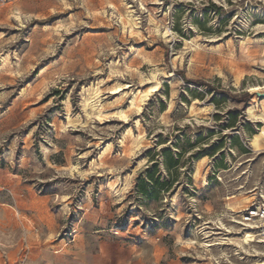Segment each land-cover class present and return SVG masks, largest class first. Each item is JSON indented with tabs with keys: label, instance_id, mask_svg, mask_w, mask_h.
<instances>
[{
	"label": "rangeland",
	"instance_id": "obj_1",
	"mask_svg": "<svg viewBox=\"0 0 264 264\" xmlns=\"http://www.w3.org/2000/svg\"><path fill=\"white\" fill-rule=\"evenodd\" d=\"M0 37V264L264 261V0H0Z\"/></svg>",
	"mask_w": 264,
	"mask_h": 264
},
{
	"label": "bare ground",
	"instance_id": "obj_2",
	"mask_svg": "<svg viewBox=\"0 0 264 264\" xmlns=\"http://www.w3.org/2000/svg\"><path fill=\"white\" fill-rule=\"evenodd\" d=\"M24 4V3H23ZM24 6V5H23ZM27 6V5H26ZM130 6H128L127 7V9L129 8ZM26 8V7H25ZM28 10V9H27ZM131 12H134L133 10L132 11H127L126 13H127V16L126 17H121L120 19H121V21H122V23H123V25H127V26H129V29H131V32H136V33H139V31L137 30L138 29V27H137V23L135 22V19H133L132 18V15H129V14H131ZM13 13H14V11H13ZM17 13H19V12H17ZM125 16V15H124ZM138 17V16H137ZM35 19V18H34ZM138 19V18H137ZM136 19V20H137ZM70 21V20H69ZM152 21H153V19H152ZM20 22V21H19ZM37 23V22H36ZM39 23V22H38ZM61 25V24H60ZM140 25V24H139ZM151 25V24H150ZM57 26V25H56ZM153 26V25H152ZM140 27V26H139ZM157 27V26H156ZM124 30H126V29H124ZM156 31V30H155ZM41 32H42V30H41ZM168 32V31H167ZM56 33V32H55ZM151 33V32H150ZM157 33V32H156ZM161 33H163V32H161ZM158 34V33H157ZM165 36V35H164ZM1 38V37H0ZM44 38V37H43ZM243 43H245V42H243ZM255 43V42H254ZM253 42H251V44L253 45L254 44ZM258 43V42H257ZM189 44V43H188ZM244 45V44H243ZM250 47V46H249ZM248 47V48H249ZM258 47V46H257ZM256 47V48H257ZM244 49V48H243ZM135 50V49H134ZM247 50V49H246ZM250 50V49H249ZM194 51V50H193ZM252 51V50H251ZM263 51H264V49H263ZM248 53V50L247 51H245V53ZM253 52V51H252ZM135 53V52H134ZM194 53V52H193ZM262 53V52H261ZM193 55V54H192ZM197 55V54H196ZM245 55V54H244ZM262 55V54H261ZM195 58H196V56H194ZM247 60H251L252 59V57H253V54H251L250 52L247 54ZM261 57V56H260ZM259 57V58H260ZM143 60V59H142ZM152 60V59H151ZM150 60V61H151ZM190 60V59H189ZM147 61H149V60H147ZM149 61V62H150ZM153 61V60H152ZM260 61H261V63L262 64H264V58H260ZM143 62V61H142ZM131 63V62H130ZM148 63V62H147ZM113 64V63H112ZM135 64V63H134ZM149 64V63H148ZM128 65V64H127ZM129 65H133V64H129ZM10 66V65H9ZM14 66V65H13ZM16 68V67H15ZM127 68V67H126ZM129 69V68H128ZM155 70V69H154ZM157 70H159V69H157ZM137 71V70H136ZM160 71V70H159ZM138 72V71H137ZM113 73V72H112ZM158 73V72H157ZM164 73V72H163ZM12 74H13V72H12ZM138 75H139V73H138ZM175 77V76H174ZM152 78L154 79V80H156V73H154L153 72V74H152ZM240 79V78H239ZM238 79V80H239ZM45 83H46V81H45ZM117 85H119L118 83H117ZM33 88L34 87H32V89H31V91L33 90ZM85 88V87H84ZM29 90V89H28ZM85 90H86V88H85ZM27 91V90H26ZM30 91V90H29ZM34 91V90H33ZM28 93V92H27ZM36 93V92H35ZM34 93V94H35ZM83 93V92H82ZM87 93V92H86ZM91 92H89L88 91V96H84V106L86 107V108H89L90 110H91V112H93V113H95V114H100V113H102L101 112V110H102V105H100L99 104V96H98V92H96L95 94H94V96L93 97H91V94H90ZM145 94H146V90H144L143 92H140L134 99H132V100H130L131 102H130V104H129V106H130V109H132L133 107L134 108H136V109H139L140 108V103H141V101H142V98L145 96ZM30 98V97H29ZM31 99V98H30ZM263 99V98H262ZM29 100V99H28ZM21 102V101H20ZM23 102H25V101H23ZM29 102V101H28ZM31 102V101H30ZM262 102V110L260 111V113L259 114H257L256 112H255V110H254V106L253 107H251V108H249L248 110H247V115L249 116V117H251V118H255L256 120L257 119H259V120H261L262 121V123H263V125H264V100H262L261 101ZM22 103V102H21ZM255 103V102H254ZM19 104V103H18ZM105 104H107V103H105ZM171 104V103H170ZM261 104V103H260ZM22 106H24V105H22ZM260 106V105H259ZM83 109H84V107H82ZM198 108V107H197ZM257 108V107H256ZM85 110V109H84ZM258 110V109H257ZM259 111V110H258ZM196 112V111H195ZM86 113V112H85ZM105 114H110V113H105ZM114 114H116V115H118V116H120V117H126V113H125V111H120V112H115ZM87 116V115H86ZM202 116V115H201ZM193 117V116H192ZM250 118V119H251ZM198 119V118H197ZM80 120V119H79ZM162 120V119H161ZM258 120V121H259ZM262 129H261V131H260V133L259 134H257V135H255L252 139H251V141H250V145L249 146H251L252 148H253V150L256 152V151H260V150H262V146L264 145V126L263 127H261ZM140 132V131H139ZM130 133H131V131H130ZM129 133V134H130ZM131 135V134H130ZM139 136V135H138ZM144 139V138H143ZM127 141H128V139H126ZM126 140H124V141H126ZM141 140V139H140ZM143 141V140H142ZM127 144V143H126ZM126 144H124V145H126ZM133 144H138L137 142H134ZM132 145V144H131ZM141 145V144H140ZM109 146L110 145H108L107 146V149L109 148ZM137 146H139V144L137 145ZM124 147V146H123ZM127 147V146H126ZM129 147V146H128ZM127 147V148H128ZM133 147H135V146H133ZM132 147V148H133ZM141 147V146H140ZM145 147V146H144ZM111 149H112V147H110ZM131 148V147H130ZM135 149V148H134ZM138 149V148H137ZM123 150V149H122ZM104 153V152H103ZM108 153H109V151H108ZM105 154V153H104ZM129 155V154H128ZM105 156V155H104ZM106 157H108V156H106ZM95 162V161H94ZM99 162V161H98ZM140 163V162H139ZM198 168H199V166H198ZM85 172V171H84ZM196 173V172H195ZM83 174V173H82ZM197 174V173H196ZM199 175V174H198ZM113 183V182H112ZM114 184V183H113ZM116 185V184H115ZM108 187V186H107ZM109 187L113 190L114 189V187L115 186H113L112 184H110L109 185ZM114 192V191H113ZM116 194V193H115ZM227 200H229L230 199V197H228V198H226ZM249 201H251V198H244V202H248L249 203ZM240 202V201H239ZM244 202H242V204H244ZM238 203V202H237ZM241 203V202H240ZM231 206V205H230ZM237 206V205H236ZM238 208V207H237ZM235 209V208H234ZM240 209V208H239ZM229 211H231L232 213H235V210H233V209H231V208H229L228 209ZM238 210V209H237ZM242 211H244V210H242ZM239 212V211H238ZM234 222V221H233ZM234 223H236L237 225H240L241 226V224L238 222V221H235ZM239 227V226H238ZM242 230H244V229H242ZM206 238V237H205ZM254 238V236H253V234H249L248 232H245L244 233V235L242 236V244L243 245H245V246H248V245H250V243L254 240L253 239ZM194 239H196V238H194ZM212 242V241H211ZM257 242V241H256ZM195 243V242H194ZM205 243V242H204ZM260 243V242H259ZM206 245V244H205ZM237 246V245H236ZM204 247V246H203ZM207 249H209V248H207ZM243 249V248H242ZM205 250V249H204ZM210 250V249H209ZM247 250H249V249H247ZM207 251V250H206ZM224 251V250H223ZM254 252V251H253ZM255 253H257V252H255ZM248 254V253H247ZM259 254V253H258ZM257 254V255H258ZM222 255V254H221ZM264 255V254H263ZM225 257V256H224ZM213 259V258H212ZM262 261V260H261ZM257 264H264V261L263 262H259V263H257Z\"/></svg>",
	"mask_w": 264,
	"mask_h": 264
},
{
	"label": "built area",
	"instance_id": "obj_3",
	"mask_svg": "<svg viewBox=\"0 0 264 264\" xmlns=\"http://www.w3.org/2000/svg\"><path fill=\"white\" fill-rule=\"evenodd\" d=\"M239 223L249 230V234H253L254 238L264 239V205L252 206L244 210L240 215Z\"/></svg>",
	"mask_w": 264,
	"mask_h": 264
}]
</instances>
